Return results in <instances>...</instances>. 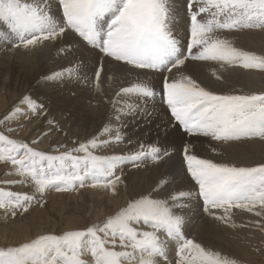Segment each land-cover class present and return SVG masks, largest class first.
Listing matches in <instances>:
<instances>
[{"label":"snow or ice","instance_id":"1","mask_svg":"<svg viewBox=\"0 0 264 264\" xmlns=\"http://www.w3.org/2000/svg\"><path fill=\"white\" fill-rule=\"evenodd\" d=\"M174 4L175 0H56L54 11L52 0H0V40L14 49L29 51L53 43L61 45L60 54L67 55L79 44L132 69L168 74L162 75L159 91L157 85L139 77L120 87L105 100L111 113L98 134L73 141L72 148L62 144L51 152L38 149L39 140L29 143L10 135L17 130L11 122L47 116L43 102L24 95L0 120V162L11 165L6 176L18 177L0 178V210L13 217L18 210L27 213L35 204L42 206L51 190L90 187L119 195L121 188L127 191L125 167L167 164L174 146L160 138L134 141L125 132V121L148 117L147 107L158 96L175 122L169 126L188 136L217 142L264 141V92H216L191 76L173 74V69L179 72L189 60L264 71V55L217 35L264 30V0H186L188 40L183 46L173 32L179 15ZM70 34H75L78 44L68 40ZM82 66L83 61L76 60L46 79L56 85L73 80L85 86L91 83L93 91L102 94L103 63L91 81L81 76ZM47 123L59 128L54 119ZM123 144L130 147L103 151ZM181 152L192 188L173 189L172 181L162 177L145 191L129 193L125 203L103 220L0 247V264H168L170 242L175 243V264H244L189 238L187 213L192 202L199 201L203 213L236 229L248 226L234 220L233 210H240L258 217L248 223L264 232V162L239 165L202 158L187 143ZM18 185L31 191L12 190Z\"/></svg>","mask_w":264,"mask_h":264},{"label":"bare ground","instance_id":"2","mask_svg":"<svg viewBox=\"0 0 264 264\" xmlns=\"http://www.w3.org/2000/svg\"><path fill=\"white\" fill-rule=\"evenodd\" d=\"M185 4L186 0H175L174 4V7L179 10V15L175 18L173 31L176 33L177 37L182 40V46L186 44L188 40V33L186 31L187 24L184 16ZM224 33L225 32H219L217 33V35L223 37ZM225 37L228 38V36ZM229 39L232 40L234 45L239 48H242L244 50H256L264 53V30L256 29L252 32L249 30H244L241 34L230 35ZM68 40L76 41L78 44L75 34H70ZM51 45L54 46V48L49 53L51 57H48L47 60H43V53L41 52L39 53L32 50L25 51L22 49H14L10 43L0 40V53L4 52L3 55H6L9 58L5 63L8 68L7 72H5L6 80L1 85L9 83L11 86V90L19 92V90L22 91L28 88L33 80L37 78L36 76H39V78L41 77L43 79L44 75L48 77L52 72L60 70L64 67H68L76 60L83 61L82 71L80 73L81 76H87L88 78H90V75H93V72L98 66V59L102 55L99 53V50H91L90 48L84 47L83 45L79 44L77 47H74L71 54L64 55L60 54L58 51V48L61 45ZM42 50L43 49H41V51ZM65 57H67V59H64ZM105 60L108 63L113 62L114 64H117L115 67H113L114 71L115 69L119 71L116 75L118 79L117 90H119V88L122 86H128L137 77H139L141 79H147L151 83L157 85V90L159 91L161 78L159 79L155 77V73V76H151L150 74H146L144 72L147 76L145 75L146 77L144 76L143 78V72H139L137 71V69H125L124 67L118 68V64L120 62L114 61L111 58L107 57H105ZM213 65L214 66L212 67L214 68L223 67L225 69L215 72V75L225 73L227 75L226 77H230V80H224L223 78H221L219 79L221 81L217 82L213 76L208 77V70L204 68L206 67L204 62L197 64V61L194 62L192 60L186 61L185 66L180 69L177 75L182 73L184 75L191 76L193 79L201 83L202 86L216 92H264V71L256 69H243L239 66H221V64L217 62H214ZM217 65L221 67H218ZM109 66H111V64ZM106 70L107 69H105L104 71ZM175 72H177V70ZM151 74L153 75L152 72ZM200 77H204V79H200ZM36 81L37 80L35 79L32 85ZM260 82L263 83V86H260L258 89L252 87L253 85L259 86L258 84ZM41 83L38 86L35 85L37 86H34L35 88H29L31 90H34V92L36 93V90H39L41 88ZM72 83L73 86L77 89L78 98L80 97V100L91 111L94 112V110L88 106L87 101L94 108H99L102 104L106 103L105 94H98L93 91V89H91L90 92L87 91L86 89L89 88V85L86 86V88L83 84H81L80 81L73 80ZM113 84H115V81H113ZM51 85H53L52 88H54L56 84L51 83ZM30 89H28V91ZM107 89H110V87H107ZM109 91L110 90H107L106 94L109 95L110 99L111 93ZM52 92H60L63 96H66L62 92V89L59 87L55 88V90H53ZM41 94L42 97L48 98L45 93L43 96L42 90ZM36 95H38V93ZM41 99L42 98H40V100ZM42 101L45 104L47 103L45 102V99H43ZM47 104H52L54 106V104L56 103L54 101H49ZM150 105L152 106L147 108V111L148 113H150V115L146 118L139 117L137 120H135L125 128V132L128 136H131L134 141L136 139L150 141L160 138L163 143L174 146L176 151L173 158L169 160L168 164H165L161 167H155L151 164H148V166H145L147 168L144 169V171L142 170V167L139 169H135L130 165L127 166L131 167L129 168L131 170V174L127 173V175L129 174L130 176L128 177L124 175L123 177L126 184L128 182L127 191L121 188L119 195H112L110 192L105 190L86 187L78 191H68L70 192V197L67 196V198H63L60 196L61 194H63L62 192L51 190L46 193L48 194V196L46 197V199L48 198V204L46 202L43 204L44 206L35 204L32 208L29 209L27 213H19L20 216L17 215L18 219H12L11 221L9 220L10 223H7V221L3 220H6V217H8L7 215L9 213L2 215L3 217L0 216V218H2L0 219V247L17 245L21 242L32 240L41 234H59L60 230L83 227L88 223L102 220L107 215L114 213L117 208L122 206L125 203V200L128 198L129 193L134 195L137 192L145 191L152 187L162 177H167L169 180H171L175 186L174 189L187 190L192 188V182L187 176L185 169H183L181 164H179L180 162L178 156L181 152L182 145L187 143L189 139L191 140L187 144H191L195 154L202 158H211L214 160L236 163L239 165H255L257 163L264 162V141L253 139L225 142L226 148L225 146L223 148L227 150L223 151V149H221L222 146L217 145L221 142L219 143L217 141L211 140L210 138L202 136H187V134L181 133L182 130H177V127L169 126V122L164 121V118L167 119L168 117V115L166 114L168 110L167 108H165L167 106L166 104L161 102V100L157 99L151 102ZM103 107L104 106H102V108L96 112L99 114L91 113L88 111H85L87 114L80 113L79 115H82V117H79L78 115L75 119V122H73L72 118L74 117V115L71 110L68 111L71 112L70 115L66 119H64L61 115H57V108L55 107L57 115V119L55 121L59 122L60 129L62 130V132H65L60 134V137L51 133L53 132L51 127H45V125L39 126L38 122L40 121L37 120L41 119L40 117L37 118L35 116L33 117V120L29 121L27 129L24 131L29 133L32 140H40L41 143L38 144V146H40L41 148L40 150L47 151L48 149H50L49 152H51L57 146L62 144H66L68 148H72L75 146L73 141H86L102 130L103 126L108 122L110 116V114L106 113V110H102ZM59 109L58 111H60ZM77 109L80 110L79 107H77ZM54 111L55 110H53L52 112L54 113ZM65 115H67V112L65 113ZM53 118L55 119V117ZM170 125H172V123ZM40 129L41 133H38L37 131H40ZM165 129L167 130V135H165ZM44 133H49L48 135H46V138ZM50 137H55L57 139L56 144L51 145L52 143L49 141L51 139ZM127 147L130 146L123 144L104 149L103 151L107 153L120 152L122 150H125ZM214 149L215 151H213ZM61 151H63V149H61ZM226 154L228 156H226ZM5 169L6 166L0 165V178L13 179L12 176L5 175ZM21 187L15 186L12 190L21 191ZM192 208L193 210L191 212L193 213L188 216V235L190 236L192 234H198V236L203 237V239H199L198 241L202 242L204 245L206 242L207 246L219 249L231 256L239 258L245 263L249 260L246 258L248 256L247 245L264 243V232L260 231L252 225H249L248 223L249 221L259 219L252 213L233 210L235 213L233 218L236 223L241 225H248L247 227H239L235 230H232L233 228H228V226L226 225L227 227L223 226L220 229H216L217 227L215 226L207 228L202 222L203 220L206 221V224H222L219 221L215 220L213 217H210L207 214L203 213L200 209L199 201H193ZM59 224L63 225L62 228H60L59 226L60 229H58ZM249 249L254 250L255 247L250 246Z\"/></svg>","mask_w":264,"mask_h":264},{"label":"rangeland","instance_id":"3","mask_svg":"<svg viewBox=\"0 0 264 264\" xmlns=\"http://www.w3.org/2000/svg\"><path fill=\"white\" fill-rule=\"evenodd\" d=\"M52 7H53V9L54 10H56L57 9V5H56V0H52ZM184 16H185V21H187V16L184 14ZM254 30H256V29H253V30H249V31H254ZM244 30H242V31H239V32H236V31H232V32H227V31H225V33H224V35H223V37H225V36H228V38L230 37V35H238V34H241L242 32H243ZM174 32V31H173ZM175 33V32H174ZM176 34V33H175ZM180 41H182V40H180ZM48 44V45H47ZM51 44H53V43H46L45 45H43V46H37V47H35V48H33V49H31L32 51H35V52H41V53H43V60H47L48 59V57H51V55L49 54L50 52H51V50L54 48V46H52ZM45 46V47H44ZM237 47V46H236ZM36 48H37V50H36ZM35 49V50H34ZM41 49H43L42 51H41ZM248 51H254V52H256L257 54H260V55H264V53H261V52H259V51H256V50H248ZM4 53V52H3ZM3 53H0L1 55H0V120H3V118L7 115V114H9L10 113V111L14 108V106H16L17 104H18V102H19V100L24 96V95H31L32 97H34V98H37L38 100H40V98H42L40 101H42L43 99H45V102H49V101H54L56 104H54V106L52 105V104H45L43 101V103L46 105V107H47V109H48V112H47V116H40V119L41 120H37V121H40V122H38L39 123V126L41 125H45V127H51L52 128V130H53V132H51V133H53L54 135H56V136H58V137H60V134H62V133H65V132H62V130L60 129V127L58 128V129H55L54 128V126H52V125H49L48 123H47V120L48 119H54L53 117H55V119L54 120H56L57 119V115H61L64 119H66L69 115H70V113L71 112H68L69 110H71L72 112H73V115H74V117L72 118L71 116V118L73 119V122H75V119H76V117L80 114V113H85V114H87L85 111H88V112H91V113H95V114H99V113H96L99 109H101L102 108V106H104L103 107V111H105L106 110V113L107 114H110L111 113V105H109L108 103H104V104H102L99 108H94V107H92L91 105H90V103L87 101V103H88V106L91 108V109H93L94 110V112L93 111H91L81 100H80V97L78 98V95H77V89L73 86V83H72V81L71 82H69V83H61V84H59V85H55L54 86V88H52L53 87V85H51V83L46 79L47 78V76L46 75H44L43 76V79L40 77L39 78V76H36L37 78H35L37 81L32 85V83L34 82V80H33V82L31 83V85L29 86L31 89L32 88H35V87H37L40 83H41V81H42V83H41V88L39 89V90H36V93L34 92V90H31L29 87L28 88H26V89H24V90H22V91H20L19 90V92L18 91H15V90H11V86H10V84L9 83H7V84H3V85H1L5 80H6V74H5V72H7V70H8V68H7V66L5 65V63L7 62L6 60H8L9 58L6 56V55H3ZM101 57H102V59H101ZM64 59H67V57H65ZM103 60H105V57L103 58V56L101 55L100 56V58L98 59V62H97V65H98V63H100V61H102V63H104L103 65L105 66V64H106V66H108V67H104V70L105 69H107L106 71H104L103 73H102V76H101V80H102V83H103V93L102 94H105V97L107 98V99H109V95H107L106 94V91L107 90H110L109 92L111 93V97H110V99L115 95V93H116V91H118L117 89H118V87H117V77H116V75H117V73L119 72L117 69H115V71H114V68L113 67H115L117 64L115 63H108V62H106V60L105 61H103ZM70 61V60H69ZM195 62V61H194ZM201 62H204V64H205V66L206 67H204V68H206L208 71V77H211V76H213L214 78H215V80L217 81V82H220L221 80H218L217 78H216V76L217 75H215V74H213V73H215V72H217V71H221V70H225L223 67L222 68H214V67H212V66H214L213 65V63L214 62H211V61H197V64H200ZM121 63V64H120ZM119 64H118V68H125V69H129V68H131V66H127V65H124L122 62H120ZM108 64V65H107ZM111 64V66H109ZM218 67H221V66H219V65H217ZM110 68V69H109ZM112 68V69H111ZM109 69V70H108ZM120 70H122V69H120ZM137 71H139V72H143V78H144V76L146 75V74H150L151 76H155V77H157V78H161L162 79V74L161 73H158V72H154V71H151V70H141V69H137ZM176 70L175 69H173V73L175 74V75H177L178 74V72H175ZM146 74H145V73ZM151 72L153 73V75L151 74ZM229 72V71H228ZM154 73H155V75H154ZM165 75H168L167 73H164ZM149 75V76H150ZM92 76L93 75H90V78H92ZM147 76V75H146ZM145 76V77H146ZM159 76V77H158ZM218 76H220L221 78H223L224 80H230V77H226L227 75L225 74V73H223V74H219ZM89 78V79H90ZM111 78V79H110ZM160 79V80H161ZM200 79H204V77H200ZM160 80H159V82H160ZM90 81H91V79H90ZM113 81H115V84H113ZM37 82H39V83H37ZM37 83V84H36ZM81 84H83V83H81ZM35 85H37V86H35ZM84 85V84H83ZM89 85V86H88ZM87 86L89 87V88H87L85 85V87L87 88H85L87 91H91V89H92V86H91V84L89 83ZM105 85V86H104ZM259 86H256V85H253L252 87L253 88H255V89H258L260 86H263V83L262 82H260L259 84H258ZM35 86V87H34ZM57 87H59V88H61L62 89V92L66 95V96H63L60 92L59 93H54V92H52L53 90H55V88H57ZM105 87V88H104ZM107 87H110V89H107ZM248 88H250V87H248ZM28 89H30L29 91H28ZM107 89V90H106ZM116 89V90H115ZM41 90H42V92H43V96H44V93L48 96V98H46V97H42V94H41ZM106 90V91H105ZM30 92V93H29ZM34 92V93H33ZM38 93V95H40V96H38V95H36ZM38 96V97H37ZM76 96V97H75ZM40 97V98H39ZM160 100V98H159V96L156 98V100ZM151 103H149V106L147 107V108H149L150 106H152V105H150ZM52 105V106H51ZM57 105V106H56ZM164 106V105H163ZM57 108V115H56V108ZM76 107V108H75ZM77 107H79L80 108V110L79 109H77ZM60 108V109H59ZM165 108H167V107H165ZM50 109H51V113H50ZM58 109L60 110V111H58ZM53 110H55L54 111V113L52 112ZM83 110V111H82ZM102 110H100V111H102ZM167 110H168V108H167ZM67 112V115H65V113ZM51 114V115H50ZM166 114L168 115V117H167V119H165L164 118V121L165 122H169V125L172 123V125L175 123L174 121H172V119H170L171 117H170V112H169V110L166 112ZM79 117H82V115H79ZM139 117H137L135 120H137ZM79 119V118H78ZM20 120H21V122H20ZM31 120H33V117L31 118ZM135 120H133L132 118H129L128 120H126L125 121V124L127 125V127L132 123V122H134ZM168 120V121H167ZM17 121H19V122H17ZM29 121L30 120H28V119H23V118H21V119H18V120H16V122H11V126L12 127H14V128H16L17 130L14 132V133H11L10 135L12 136V138H15V139H22V140H24L25 142H29V143H31V141H32V138H30V135H29V133L28 132H26V131H24V130H26L27 129V125H28V123H29ZM46 121V122H45ZM24 123V125H23V123ZM46 124H47V126H46ZM58 124H59V122H58ZM23 125V126H22ZM26 125V126H25ZM22 126V127H21ZM26 128H25V127ZM60 126V125H59ZM0 128H3V125H0ZM40 128V127H39ZM177 130H180V129H178L177 128ZM38 133H41V129H40V131L38 130L37 131ZM178 133H179V131H178ZM178 133H176V134H178ZM181 133H182V131H181ZM27 134V135H26ZM183 134V133H182ZM180 135V134H179ZM188 136V135H187ZM26 138V139H25ZM45 138H46V136H45ZM51 139L49 140L52 144L51 145H53V144H56V142H57V139L55 138V137H50ZM34 140H38V139H34ZM190 140L191 139H189L188 140V142L187 143H189L190 142ZM40 141V140H39ZM83 142V141H82ZM39 143H41V142H39ZM38 143V144H39ZM220 143V142H219ZM38 144H37V148L38 149H41L40 148V146H38ZM218 146H222L221 147V149H223V151H225V150H227V149H225L226 148V143L225 142H221L220 144H217ZM225 146V148H223ZM50 149H48L47 151H49ZM181 155H182V152H180L179 153V164H181V166H182V168L183 169H185V165H184V162L182 161L183 159H182V157H181ZM226 156H228L227 154H226ZM231 158V157H230ZM181 160V161H180ZM169 163V161L167 162V164ZM0 165H3V166H6V171L4 170V173H7L8 172V169L10 170L11 169V165L10 164H6V163H2V162H0ZM129 168H131V167H126L125 169H124V173H125V175L126 176H130L129 174H131V170L129 169ZM147 167H142V170L144 171V169H146ZM130 170V171H129ZM127 173H129L128 175H127ZM12 178L13 179H18V177H15V176H12ZM127 181V180H126ZM127 184H128V182H127ZM18 187H21V186H19L18 185ZM22 189H21V191L20 192H30L31 191V188L30 187H28V186H22L21 187ZM172 188L174 189L175 188V186H174V184L172 183ZM49 192V191H48ZM63 194H61L60 196L61 197H63V198H67V196H69L70 195V192H62ZM68 193V194H67ZM50 194V193H49ZM67 194V195H66ZM48 196V194H45V196H44V200L46 201V203L48 204V198L46 199V197ZM70 197V196H69ZM195 201V200H194ZM34 206V205H33ZM32 206V207H33ZM42 206H44V205H42ZM31 207V208H32ZM193 210V208H191V210L187 213V215L188 216H190L193 212H191ZM4 210H1V212H0V216L1 217H3L2 215H5V212H3ZM21 214V212L18 210L17 211V215L18 216H20V214ZM15 216V217H13L10 213L7 215L8 217H6V220L5 219H3L4 221H7V223H10V221L13 219H18V216ZM0 219H2V218H0ZM10 220V221H9ZM103 220V219H102ZM99 221V220H98ZM202 222L205 224V226L208 228V227H217L216 229H220L221 227H227L226 225H223V224H213V223H210V224H206V221H203L202 220ZM89 224V223H88ZM87 224V225H88ZM59 226H60V228H62L63 227V225H61V224H59L58 225V229H60L59 228ZM86 226V225H85ZM84 227V226H83ZM229 228V227H228ZM232 229V228H231ZM232 230H235V229H232ZM64 230H60V232L59 233H61V232H63ZM55 234H58V233H55ZM195 238V239H197V241L199 240V239H203V237H200V236H198V234L196 235V234H192V235H190L189 236V238ZM262 244H264V243H257V244H253V245H247V251H248V256L246 257L247 259H249L248 260V262H245L244 264H264V245H262ZM205 245L207 246V243L205 242ZM250 246H254L255 247V249L254 250H252V249H249L250 248ZM175 248V243L174 242H170L169 244H168V264H175V260L177 259V257H176V248Z\"/></svg>","mask_w":264,"mask_h":264}]
</instances>
